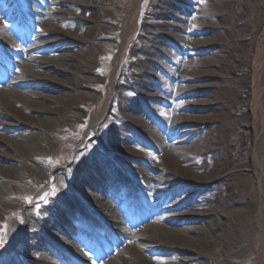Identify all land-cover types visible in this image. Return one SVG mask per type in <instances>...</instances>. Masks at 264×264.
Wrapping results in <instances>:
<instances>
[{
    "label": "rangeland",
    "instance_id": "374dc122",
    "mask_svg": "<svg viewBox=\"0 0 264 264\" xmlns=\"http://www.w3.org/2000/svg\"><path fill=\"white\" fill-rule=\"evenodd\" d=\"M83 1L45 3L55 8L45 17L43 0H12L35 10L22 15L23 21L6 16L8 5L0 9L9 37L0 39V149L15 159V170L0 187V264H19L9 252L13 242L28 264H137L135 252L168 263L182 256L157 234L143 231L151 220L129 226L125 214L134 203L126 193L99 195L89 208L83 189L88 184L99 194L92 188L101 184L91 175L97 173L96 162H86L95 156L125 180L134 201L144 198L161 214L188 212L217 220L216 239L198 246L203 253L198 264H262L264 0H93L95 7L80 8ZM79 25L87 42L74 44L68 53L89 51V72L76 74L77 86L63 102L37 98L44 91L23 73L28 68L23 52L40 59V65L49 63ZM207 40L210 45L203 44ZM202 66L215 74L198 83L215 82L212 97L220 99L199 112L207 119L186 126L178 116L180 105L197 98L186 89ZM143 68L148 75H142ZM222 166L231 176L204 180ZM179 197L188 204L166 212ZM64 200L73 207L71 219L60 218ZM48 220L61 221L50 244L38 235ZM81 232L86 238L78 241ZM64 243L71 244L61 247Z\"/></svg>",
    "mask_w": 264,
    "mask_h": 264
},
{
    "label": "bare ground",
    "instance_id": "6f19581e",
    "mask_svg": "<svg viewBox=\"0 0 264 264\" xmlns=\"http://www.w3.org/2000/svg\"><path fill=\"white\" fill-rule=\"evenodd\" d=\"M64 3V2H70V0H43L42 6L45 9L43 15L46 17L48 11H55V8L51 6H46L45 3ZM84 3L79 4V7L85 8H92L95 7L96 4L93 3V0H84ZM11 4V5H10ZM8 5V6H7ZM3 6H7V9L5 10L6 16L11 17V19H19L20 21H23L22 15H26V13L34 12L35 10H29L28 8H19L15 6L12 2V0H0V9ZM57 12L63 13L62 10H56ZM28 13V14H30ZM39 13V12H38ZM171 16H174L173 12L169 13ZM69 15V14H68ZM22 19V20H21ZM77 19H79L80 24L84 25L86 24L87 19L85 17L78 16ZM86 29L85 31H87ZM83 28L79 25V27L76 28V36L74 34H67V38L61 42V44L58 45V49L61 50L62 53L59 54H51L50 55V62L53 64L45 63L44 65H40V59L35 58V56H32L31 53L23 52V55L25 57L26 62H24V66L28 67L27 69L23 70V73L31 74V76L34 78L33 80L35 83L33 86L38 89H42V91L46 92H40L37 94V98L42 99L43 101H50L53 103H59L63 102V100L68 98V95L70 94L69 91L74 90V88L77 86L78 78L76 74H84L89 72L90 65L92 64V58L89 51H86L83 54L78 53H68V49L72 47L74 44L83 45L87 42V39L85 36H82ZM0 39L5 42L9 41L8 35L5 33L3 26L0 24ZM203 44H211L210 40L203 41ZM35 45H33L34 47ZM32 47V48H33ZM38 48L39 46H35ZM31 48V49H32ZM41 50H46L43 48H40ZM63 50V51H62ZM27 62L29 64H27ZM37 65V66H36ZM41 69V70H39ZM22 72V71H21ZM148 71L146 68H143L142 75H148ZM196 76L191 78L193 84L189 87H187V92L192 96H197L191 98L188 101H185L183 104L180 105L181 108V114H179V118L181 120V124L189 126L192 123L198 122V121H204L207 119V117L203 114H199V112L204 111L207 107L209 108L210 105L215 103L217 100H219V97H212L214 94V90L217 89V85L215 82H205V83H198L202 82L206 79L212 78L214 71L209 70L207 66H202L201 70H196ZM13 81V80H12ZM41 81V82H38ZM142 84V83H141ZM140 84V85H141ZM212 89V91H211ZM264 89V85H263ZM205 95L206 98H200L199 96ZM155 96H157L155 94ZM191 96V97H192ZM215 96V94H214ZM209 97L211 99H209ZM28 107L34 109L35 111H43V109L35 108L32 104H30ZM133 109L135 112H139L140 110L137 108L136 105H133ZM141 114V113H140ZM261 114L262 118L264 119V101L261 104ZM177 116V117H178ZM32 117V116H31ZM44 120V119H42ZM36 124V123H35ZM9 125V124H6ZM37 127H39V124H36ZM191 130H183L180 132V134H185L188 132H191ZM32 135L37 136V132H34ZM255 132L253 133L252 137H255ZM188 135L187 137H189ZM7 138V137H6ZM5 138V140H6ZM172 147V146H171ZM107 148L110 149V145L107 144ZM179 150V148H176ZM175 151L174 149H170V151ZM182 150V149H181ZM251 155L255 156V150L252 148ZM91 157L86 160L87 164H93L96 162L97 164V173H91L93 175L94 180L99 179L101 184H99L97 187L94 184L92 189H97L99 191V194L94 193L89 190V185L86 184L87 187H85L83 190L87 196H89V208L94 209L95 205L97 204V199L100 197L99 195H105V196H111V197H118L120 195H123L126 193L128 195V201L131 203H134V206L131 208H128L127 213L125 214L127 218V222L129 226H134L138 223H141L144 219L151 220L149 224L145 225L142 229L143 231H146L148 233H155L158 236L161 241H167L169 242L170 246H174V250L179 251L182 256H175L172 257V259L169 261H161L155 258H148L144 256L143 254L139 252L134 253V259L137 261V264H198L201 263L200 257H202L203 253L198 249V246H207L216 239L217 232L219 225L217 220L215 218H212L210 216H197L198 214H191L188 212H184L183 216H181L178 213H170L169 211H172L174 209H178V207H181L183 204L187 205V201H183V197L176 198L172 203H170L166 207V212H169L167 214L162 213V211L154 210L151 206H149L150 201H146L144 198L141 200V203L138 201H134L133 198V192L129 188L127 191V183L124 184L125 180L121 179L120 176L115 175L112 173L104 164L108 163L105 160H100L96 156L94 157L93 161H91ZM15 159L11 155H7L5 152H3L2 149H0V187L4 183V179L6 178L7 174L15 170L14 165ZM98 161V162H97ZM86 164V166H87ZM231 176V173L228 172L227 167H220L218 170L217 168L210 174L206 175L204 180L206 182H210L218 178H224ZM121 180V181H120ZM109 181L114 182V188L108 189L107 185ZM90 183V182H89ZM208 185V184H207ZM119 192V194H118ZM125 194V195H126ZM68 201H72L73 205L76 206V209H79V206L76 204V201L68 195L66 197ZM65 200L62 202V207L64 206V215L60 218L71 219L73 218L72 215H69L70 213L69 209L73 207L68 205ZM104 203H109V200L104 201ZM121 205L119 207L124 208L126 205V202H121ZM103 204V202H101ZM138 208H141L140 210H144L142 214L141 212H138ZM78 213V212H77ZM79 214V213H78ZM78 214L77 217H78ZM181 216V217H180ZM41 219V218H40ZM50 222L49 226L47 228L42 229L40 231V228H38V235L41 239H45V241L50 240L51 232H53L58 225L61 224V221H52L48 220ZM79 221L78 224L82 223L80 222L81 219H77ZM42 222V219L41 221ZM59 222V223H58ZM127 227V230L131 229ZM45 232V233H44ZM84 232V231H83ZM81 232V234L77 237L78 241H83L86 238L84 233ZM52 236V235H51ZM14 240H17L19 237L18 231H14L13 233ZM76 239V236L73 237ZM164 243V242H163ZM71 243H69L70 246ZM94 247L97 246V243H93ZM166 244V243H165ZM68 244H62L61 247H67ZM69 246L67 248H69ZM34 247V246H32ZM31 247V250L33 248ZM37 247V245H36ZM97 248V247H96ZM140 249L143 251H146L148 249L147 245L140 244ZM70 250V249H69ZM72 251V250H71ZM74 257H78V254L75 252H71ZM14 264V263H9ZM47 264H50L47 262ZM264 264V258L263 263Z\"/></svg>",
    "mask_w": 264,
    "mask_h": 264
},
{
    "label": "snow or ice",
    "instance_id": "6c2138e0",
    "mask_svg": "<svg viewBox=\"0 0 264 264\" xmlns=\"http://www.w3.org/2000/svg\"><path fill=\"white\" fill-rule=\"evenodd\" d=\"M27 199V198H26Z\"/></svg>",
    "mask_w": 264,
    "mask_h": 264
}]
</instances>
